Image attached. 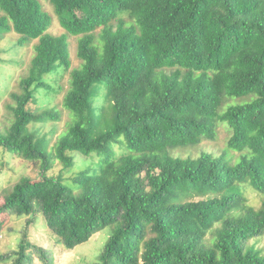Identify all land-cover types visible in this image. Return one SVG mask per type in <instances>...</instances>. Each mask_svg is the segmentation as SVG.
Wrapping results in <instances>:
<instances>
[{
    "label": "trees",
    "instance_id": "16d2710c",
    "mask_svg": "<svg viewBox=\"0 0 264 264\" xmlns=\"http://www.w3.org/2000/svg\"><path fill=\"white\" fill-rule=\"evenodd\" d=\"M49 1L62 34L49 32L41 0H0V39L37 40L0 147L41 169L36 180L22 172L0 209L44 215L66 250L114 224L92 264H264L247 245L264 233V198L255 208L246 197L248 187L264 196V0ZM70 35L81 59L63 102L72 122L52 146L30 125L59 110L30 105L71 67ZM219 122L231 129L225 153H171L214 139ZM78 153L98 167L76 171L70 186L63 172ZM55 160L59 175L49 174ZM35 218L12 264H34V252L53 264L32 239Z\"/></svg>",
    "mask_w": 264,
    "mask_h": 264
},
{
    "label": "rangeland",
    "instance_id": "374dc122",
    "mask_svg": "<svg viewBox=\"0 0 264 264\" xmlns=\"http://www.w3.org/2000/svg\"><path fill=\"white\" fill-rule=\"evenodd\" d=\"M45 9L53 15V23L49 28V32L53 34H62L65 32L60 21L55 14L54 7L49 0H41ZM20 35L16 32H8L0 39V130L9 125L12 120V115L8 105L13 103L11 92H20V80L28 73L30 60L34 54V45L37 40L26 42L23 45H18ZM70 56L72 60L71 67L53 76H49L51 83L55 85L56 90L48 93L42 92L37 94V102L31 103L30 107L36 111L44 109L56 108L60 112L59 120H49L47 122L32 123L30 128L36 129L38 134H49L51 136V145L53 146L59 137L67 131L72 116L64 107V96L70 86V72L73 68L81 64V59L78 57V36H69ZM7 92V93H6ZM237 99L238 97H233ZM232 98L226 99V105L233 103ZM252 99V98H251ZM250 99V100H251ZM240 99H238L239 101ZM248 101V100H247ZM244 102V100H243ZM217 133L214 139L204 138L203 141L190 147H181L172 150L171 153L181 157H198L202 152H212L215 155H221L228 149V140L231 136V129L226 123L219 122L217 124ZM232 150V160L236 161L240 156L239 152ZM230 152V151H229ZM240 158L236 161L238 162ZM235 162V163H236ZM97 160L93 156H87L78 153L76 162L72 169L63 172L64 182L68 185H73L71 177L76 171L91 170L97 166ZM63 164L55 160L53 168L49 174L59 175L63 170ZM2 170V171H1ZM40 163L26 161L24 158L16 155L9 156L3 148L0 147V208L5 202V195L11 191L13 185L19 180L20 174L32 177L34 180L40 175ZM248 203L255 208L261 206L264 196L251 190L249 187L246 191ZM199 199V197H196ZM17 215L9 214L8 211L0 209V255H5L6 259L0 257V264H12V259L9 255L13 250L17 249L21 233L25 227L26 221L29 218H35V224L31 229L33 241L42 247H46L50 255L53 257V264H92L99 260V256L104 248V245L113 233L115 225L110 224L105 226L99 232L95 233L88 241L75 246L71 250H66L63 239L59 238L54 231L48 226L44 215ZM214 231L210 232L207 239H212ZM248 246H255L264 253V233L258 237L249 239ZM34 264H43L34 252Z\"/></svg>",
    "mask_w": 264,
    "mask_h": 264
}]
</instances>
